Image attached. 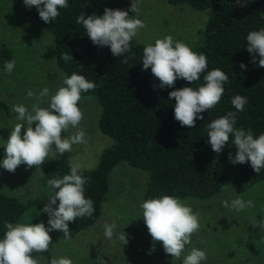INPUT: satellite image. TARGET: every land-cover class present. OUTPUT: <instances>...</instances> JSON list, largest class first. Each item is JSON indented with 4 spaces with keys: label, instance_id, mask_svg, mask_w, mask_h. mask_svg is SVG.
<instances>
[{
    "label": "trees",
    "instance_id": "16d2710c",
    "mask_svg": "<svg viewBox=\"0 0 264 264\" xmlns=\"http://www.w3.org/2000/svg\"><path fill=\"white\" fill-rule=\"evenodd\" d=\"M24 2V0H22ZM171 4H188L193 8L212 9L200 44L191 48L204 53L208 67L193 83L178 78L172 87L160 88V81L149 67L143 69V48L135 39L130 41L131 51L120 57L111 53L110 46L93 44L82 24L76 18L84 14L103 15L105 8L129 10L132 0H68L67 8H59L55 21L45 23L35 6L28 7L31 18L52 34L53 45L45 52L55 58L61 70L70 76L77 73L96 84L83 96L99 101L102 111L100 130L113 139L112 146L104 149L96 168H82L87 178L85 198L93 201L94 213L89 217L69 222L73 231L92 227L103 212L108 200L110 176L122 162L144 170L148 174L145 200L171 195L185 198L208 199L218 194L228 183L238 185L264 181V168L255 172L250 162L233 164L229 154L235 155L233 134L221 153H215L209 141L208 124L217 118L236 113L234 127L252 129L254 138L264 133V67L253 63V54L247 50V34L264 28V0H169ZM62 53L73 59L65 62ZM15 52L0 44V66L14 60ZM244 63L246 69H241ZM224 71L229 80L224 94L215 107L205 110L197 118L195 128L182 126L174 117L175 99L169 92L182 87L198 89L205 83L204 76L212 69ZM155 85V87H154ZM235 95L247 98L242 112H237L231 101ZM0 116H10L8 104L0 100ZM5 155V153H4ZM43 183L48 190L43 200L48 203L53 192L47 181L70 174V163L59 158L44 163ZM59 201L53 207H58ZM41 207L33 198L21 197L0 190V239L4 238V222L24 221L36 223ZM38 252L31 255L36 259Z\"/></svg>",
    "mask_w": 264,
    "mask_h": 264
},
{
    "label": "clouds",
    "instance_id": "9594fccd",
    "mask_svg": "<svg viewBox=\"0 0 264 264\" xmlns=\"http://www.w3.org/2000/svg\"><path fill=\"white\" fill-rule=\"evenodd\" d=\"M240 3L241 0H237V4ZM24 4L29 8L35 6L40 18L45 23H50L59 16V8L68 7V0H24ZM139 5L140 0H132L129 10L105 8L103 15L85 17L81 14L76 18V23L83 25L93 44L110 46L111 53L120 57L131 51L130 41L138 34L139 29L145 27L144 22L136 18L140 12ZM129 11L134 12L135 16L130 17ZM246 40L247 50L253 54L252 62L256 63L258 58V66L264 67V28L249 32ZM62 58L65 62L73 59L69 53H62ZM142 61L143 69L150 67L154 77L158 78L160 88L172 87L178 78L193 83L200 79V74L208 67L204 53L197 54L186 43L174 41L171 35L156 39L154 45H146ZM14 67L15 60L5 61L6 72L11 73ZM240 68L246 69V65L242 62ZM228 80L229 76L224 71L215 68L204 76L205 83L198 89L182 87L169 92V99H175V119L182 126L195 128L196 119H203L200 114L219 103ZM63 85L55 94H50L47 87L43 88L37 97L39 102L33 104L31 109L23 104L13 105L20 122L15 124L4 144L5 155L0 167L9 172H15L21 164L41 169L40 166L47 159H56L65 152H71L73 144L87 143L86 132L78 127L83 119L78 102L81 100V93L94 89L96 84L81 74L72 73L64 79ZM27 95L32 97L35 94L29 90ZM49 96L48 106L40 107L42 98ZM247 102V98L241 95H235L231 101L237 112H242ZM235 124L236 113L231 111L212 120L208 124V142L215 153H221L229 142V134H233L232 143L236 146V152L234 156L229 154L230 161L233 164L250 162L253 170L259 173L264 168V133L254 138L252 129L237 128L234 127ZM22 128L25 129L23 135ZM69 128H75V133L62 138V132L66 133ZM82 171L79 163L70 162V174L47 181L49 188L53 190L48 203L41 209L49 216L47 228L43 222H4L6 232L4 238L0 239V264H38L31 254L34 251H48L52 240L49 235L51 231L60 230L64 234L63 238L69 240V222L93 215V201L84 195L87 178L82 175ZM57 200L58 207L54 208ZM222 203L225 208L236 212L255 207L252 200L245 201L240 197L232 199L230 204L228 201ZM140 207L153 241L149 254L155 250V242L159 241L167 254L180 258L185 246L191 243L192 234L200 228V214L171 195L147 199ZM253 225L264 228V220H256ZM115 227V223L104 225L106 238L112 239ZM117 239L123 245L128 243L125 233L118 235ZM206 260V252L193 247L184 256L182 264H201ZM50 264L73 262L70 258L61 256L52 258Z\"/></svg>",
    "mask_w": 264,
    "mask_h": 264
},
{
    "label": "rangeland",
    "instance_id": "374dc122",
    "mask_svg": "<svg viewBox=\"0 0 264 264\" xmlns=\"http://www.w3.org/2000/svg\"><path fill=\"white\" fill-rule=\"evenodd\" d=\"M139 7L136 18L141 19L145 27L139 29L133 39L144 46L154 45L156 39L171 35L174 41L194 48L200 44L203 30L213 14L212 9L175 5L169 0H140ZM129 16L133 17L135 13L129 11ZM0 44L15 52V67L11 73L5 71V65L0 66V100L10 108V116H0L2 162L4 144L15 124L20 122L13 105L23 104L31 109L39 102L37 97L43 88L47 87L50 94H55L59 87L64 86L67 76L55 58L45 56L46 50L53 45L52 34L29 16L28 7L22 0H0ZM29 90L35 95L29 97ZM42 99L39 106L47 107L50 96ZM78 107L83 113L78 127L86 132L87 143L73 144L71 152L57 158L93 169L98 166L104 149L112 146L113 139L99 128L102 107L97 98L81 95ZM24 131L22 128V135ZM75 131V128H69L66 133L62 132V138ZM40 168L21 164L15 172H9L0 167V190L33 198L35 204L43 209L47 203L42 194L48 187L43 183L44 165ZM147 181L148 174L144 170L122 161L110 176L109 197L98 221L87 230L69 229V240L63 238L62 231H51L48 251L37 253L38 264H50L52 258L61 256L70 258L73 264H182L184 256L193 247L207 254V260L201 264H264V228L253 225L256 220H264V181L243 185L230 182L211 198L181 199L200 214V228L192 234L191 243L185 246L178 259L167 254L159 241L155 242V250L149 254L153 241L140 207L145 201ZM237 197L252 200L255 207L236 212L223 206V201L230 204ZM48 220V214L40 210L36 223L43 222L47 228ZM112 223L116 227L112 239H108L104 225ZM124 233L128 240L125 245L117 239Z\"/></svg>",
    "mask_w": 264,
    "mask_h": 264
}]
</instances>
